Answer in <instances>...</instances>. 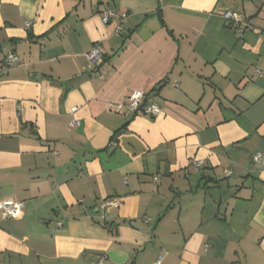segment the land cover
Listing matches in <instances>:
<instances>
[{"label": "crops", "instance_id": "crops-1", "mask_svg": "<svg viewBox=\"0 0 264 264\" xmlns=\"http://www.w3.org/2000/svg\"><path fill=\"white\" fill-rule=\"evenodd\" d=\"M255 70L264 0H0V264H264ZM133 91L160 114L108 110Z\"/></svg>", "mask_w": 264, "mask_h": 264}, {"label": "built area", "instance_id": "built-area-1", "mask_svg": "<svg viewBox=\"0 0 264 264\" xmlns=\"http://www.w3.org/2000/svg\"><path fill=\"white\" fill-rule=\"evenodd\" d=\"M127 18V14L125 13H117L113 10H106L101 14V22L103 24H108L111 21H116L119 23H122ZM222 18L226 22V25L228 28L234 30L238 35H241L243 33V29L239 27L241 19L240 16L231 11H226L222 14ZM29 26L28 24L26 25ZM119 31V29H118ZM102 51L98 44L93 45L90 52L87 54V63L90 68L97 67L102 62ZM17 63L16 58L12 56H7L3 60V65L7 68L11 67L13 64ZM255 75L259 77H264V72H261L260 70H255ZM145 94L141 91H133L131 92L127 98L126 101L122 104H117L114 107L109 106L108 110H114L116 113H120L123 109H126L130 113L133 114H141L149 117H156L160 114V109L155 104H148L145 105L144 103ZM76 111V108H73L71 110L72 113ZM79 124L76 120H72L69 124V127L74 128L78 127ZM111 146H116V143H112ZM262 160L261 154H255L252 156V162L254 163V167L257 170H260V164ZM202 165V162H192L191 167L194 171H198ZM229 175V173H228ZM157 180L156 178L154 179ZM117 206V202L113 199H105L100 203V210H104L110 207ZM23 207L22 202H15V201H2L0 202V218L2 220H10L14 218L16 213ZM147 220L146 222H148ZM60 226L61 223H58ZM161 260V257L157 258V261L154 264H159ZM90 264H103V260L99 259L96 262H91Z\"/></svg>", "mask_w": 264, "mask_h": 264}]
</instances>
